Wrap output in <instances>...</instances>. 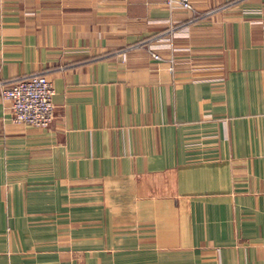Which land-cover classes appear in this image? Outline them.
I'll list each match as a JSON object with an SVG mask.
<instances>
[{
    "label": "crops",
    "instance_id": "crops-1",
    "mask_svg": "<svg viewBox=\"0 0 264 264\" xmlns=\"http://www.w3.org/2000/svg\"><path fill=\"white\" fill-rule=\"evenodd\" d=\"M190 2L0 0V264H264V0Z\"/></svg>",
    "mask_w": 264,
    "mask_h": 264
},
{
    "label": "built area",
    "instance_id": "built-area-1",
    "mask_svg": "<svg viewBox=\"0 0 264 264\" xmlns=\"http://www.w3.org/2000/svg\"><path fill=\"white\" fill-rule=\"evenodd\" d=\"M169 10L192 11L190 0H163ZM186 37V34L174 33L170 38L171 51H177L172 47L174 38ZM185 50V49H183ZM151 57L161 61L156 49H151ZM179 62L170 59L171 69ZM2 90L1 99L11 105L12 121L17 125H25L35 129H48L55 120V106L53 96L55 94L51 80L44 74L35 73L20 76L9 80ZM195 147V146H193Z\"/></svg>",
    "mask_w": 264,
    "mask_h": 264
},
{
    "label": "rangeland",
    "instance_id": "rangeland-1",
    "mask_svg": "<svg viewBox=\"0 0 264 264\" xmlns=\"http://www.w3.org/2000/svg\"><path fill=\"white\" fill-rule=\"evenodd\" d=\"M168 24H170V23H168ZM263 29H264V25H263ZM182 31H184L183 29H181ZM181 30H178V31H181ZM178 31H176L175 30V28L174 27H172L170 30H169V32H168V34L167 35H165V36H163L161 39H159V41L158 42H156V41H149L148 43H146L145 44V46H146V48L149 50V51H151V49H156V52L157 51H159V49H167V50H170L171 51V49L169 48L170 47V38H171V36L174 34V33H180V32H178ZM175 39V38H174ZM174 39L172 40V47H174V44H173V41H174ZM141 46L143 47V44H141ZM140 46H137V48H139ZM17 78V77H16ZM7 83V82H6ZM5 85H7V84H5Z\"/></svg>",
    "mask_w": 264,
    "mask_h": 264
}]
</instances>
